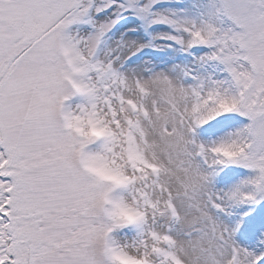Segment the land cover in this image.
<instances>
[{"label": "snow or ice", "instance_id": "snow-or-ice-1", "mask_svg": "<svg viewBox=\"0 0 264 264\" xmlns=\"http://www.w3.org/2000/svg\"><path fill=\"white\" fill-rule=\"evenodd\" d=\"M0 264H264V0H0Z\"/></svg>", "mask_w": 264, "mask_h": 264}]
</instances>
